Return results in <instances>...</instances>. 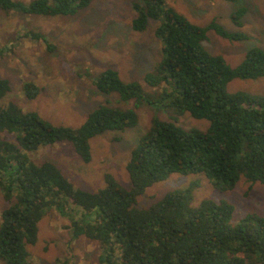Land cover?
I'll list each match as a JSON object with an SVG mask.
<instances>
[{
  "label": "trees",
  "instance_id": "16d2710c",
  "mask_svg": "<svg viewBox=\"0 0 264 264\" xmlns=\"http://www.w3.org/2000/svg\"><path fill=\"white\" fill-rule=\"evenodd\" d=\"M91 1L0 0V8L73 15ZM133 7L136 31L147 29L151 19L160 20L156 34L163 57L146 81L162 87L161 100L178 114L208 119L209 127L186 129L175 121L154 119L127 163L131 187L107 173L105 187L91 192L76 186L55 163L37 162L30 153L66 141L90 162L93 138L138 125L134 109L100 105L83 125L71 127L55 125L15 102L0 105V190L10 202L1 215L0 259L4 264H27L40 221L48 209L56 208L69 219L71 243L81 235L99 241L104 264H264L263 215L249 213L234 222L235 206L227 200L204 199L193 206V184L149 207L137 206L147 188L173 173H205L220 191L234 189L243 176L264 183V95L228 91L235 78L264 76V50L252 48L233 68L204 41L211 29L230 40L246 39L245 33L229 32L215 19L205 26L195 24L165 0H136ZM246 13L244 6L232 13L236 26H243ZM25 36L45 42L51 50L55 47L42 32L28 31ZM95 85L106 94L117 92L123 100L144 98L139 82H125L113 68L104 70ZM23 88L30 99L40 93L33 81ZM10 90L9 79L0 78V99Z\"/></svg>",
  "mask_w": 264,
  "mask_h": 264
},
{
  "label": "rangeland",
  "instance_id": "374dc122",
  "mask_svg": "<svg viewBox=\"0 0 264 264\" xmlns=\"http://www.w3.org/2000/svg\"><path fill=\"white\" fill-rule=\"evenodd\" d=\"M29 3L31 0H21ZM136 0H92L90 5L73 15H32L0 8V78H7L10 92L0 105L17 103L25 111H36L55 125L80 127L88 115L100 105L134 109L137 126L123 131H106L91 140L92 160L85 162L69 142L42 146L30 153L37 162L55 163L76 186L94 192L105 187L110 173L125 187H131L127 163L140 137L152 126L154 119L175 121L190 129L206 130L210 121L178 114L166 100H161L162 87L146 81L162 60V42L156 31L159 19H151L147 29L136 31L133 4ZM169 7L195 24L208 25L214 19L229 32H243L247 38L230 40L209 30L205 47L223 56L233 68L238 67L254 47L264 50V0H165ZM247 7L243 26L232 21V13ZM42 32L55 47L51 50L41 40L25 33ZM107 68L116 69L125 82H139L144 98L121 99L117 92L106 94L95 85L96 78ZM33 81L39 95L28 98L24 83ZM228 91L264 95V76L256 79L235 78ZM153 99V100H152ZM194 185L192 205L204 199L227 200L235 206L234 222L249 213L264 216V183H252L244 176L229 191L215 188L205 173L171 174L155 183L138 197L137 206L146 208L167 193ZM10 205L0 190L1 215ZM69 219L56 208L48 209L39 223L38 241L29 246L27 264H104L102 248L97 240L81 235L71 243L67 228ZM0 264L4 261L0 259Z\"/></svg>",
  "mask_w": 264,
  "mask_h": 264
}]
</instances>
